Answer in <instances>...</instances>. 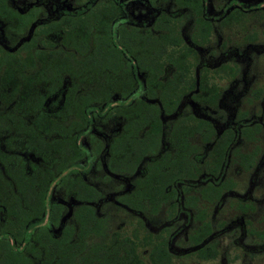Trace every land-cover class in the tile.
Listing matches in <instances>:
<instances>
[{"label":"flooded vegetation","instance_id":"obj_1","mask_svg":"<svg viewBox=\"0 0 264 264\" xmlns=\"http://www.w3.org/2000/svg\"><path fill=\"white\" fill-rule=\"evenodd\" d=\"M263 186L264 0H0V264H264Z\"/></svg>","mask_w":264,"mask_h":264},{"label":"rangeland","instance_id":"obj_2","mask_svg":"<svg viewBox=\"0 0 264 264\" xmlns=\"http://www.w3.org/2000/svg\"><path fill=\"white\" fill-rule=\"evenodd\" d=\"M260 191L264 193V186L260 189ZM261 208H262V211L259 213L258 217L256 218V223H258V224H255L256 227L264 226V206H262ZM242 264H246V263L244 262Z\"/></svg>","mask_w":264,"mask_h":264}]
</instances>
